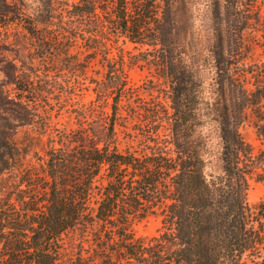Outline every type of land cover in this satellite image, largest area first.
Masks as SVG:
<instances>
[{
  "label": "trees",
  "instance_id": "1",
  "mask_svg": "<svg viewBox=\"0 0 264 264\" xmlns=\"http://www.w3.org/2000/svg\"><path fill=\"white\" fill-rule=\"evenodd\" d=\"M239 2L212 0L206 35L188 0H79L76 16L144 47L149 98L132 101L105 46L101 114L50 139L58 146L44 154L33 151L35 162L33 139H16L35 110L15 66L3 68L13 92L0 85V264H61L67 234L77 248L72 264H242L247 256L264 264V197L246 201L249 179L264 185V65L242 63L249 18ZM123 100L132 113H120ZM248 111L263 144L256 151L240 129ZM129 122L141 151L118 147L116 127ZM208 127L219 143L216 171L207 170ZM149 214L161 226L143 240L133 226Z\"/></svg>",
  "mask_w": 264,
  "mask_h": 264
},
{
  "label": "rangeland",
  "instance_id": "2",
  "mask_svg": "<svg viewBox=\"0 0 264 264\" xmlns=\"http://www.w3.org/2000/svg\"><path fill=\"white\" fill-rule=\"evenodd\" d=\"M188 2L195 29L210 35L212 0ZM78 3L79 0H0V85H5L6 80L3 68L13 64L23 88L22 95L36 114L34 124L18 128L16 139L20 142L33 139L34 149L28 157L34 156V162V152L42 155L50 146H58L50 139L57 140L62 131L87 127L96 119L97 113L101 114L100 107L95 105H98L97 90L102 83L108 82L105 80L108 67L103 61L105 46L113 72L122 74L134 89L132 101L134 98H149L145 88L152 72L141 61L144 47L122 38L116 39L110 30H106L110 31L109 34L103 35L96 20L89 21L85 16L75 15L74 6ZM238 6L249 18L247 23L243 22L246 47L242 51V63L245 67L253 64L260 67V64L264 65V47L261 46L264 40V0H240ZM5 88L13 92L10 85ZM127 103L123 100L120 107L123 115L132 113L133 108ZM137 103L138 99H135L133 105ZM90 108H96V113L86 115ZM247 114L248 118L240 129L256 151L263 144L252 125L250 112ZM44 122L45 131L42 130ZM126 125L116 127L119 149L141 151L145 143L134 133L138 125L134 122ZM203 132L209 138L211 154L207 170L216 171L219 165L217 135L211 127ZM263 197V183L249 179L248 205L253 207ZM160 226V217L149 214L134 224L133 231L136 237L149 240L158 234ZM73 239L70 234L63 236L66 251L61 264L74 261L77 248L72 245ZM242 264H252V257H245Z\"/></svg>",
  "mask_w": 264,
  "mask_h": 264
}]
</instances>
